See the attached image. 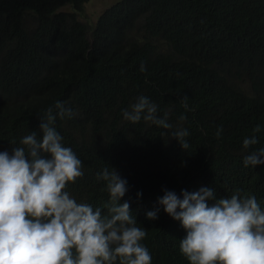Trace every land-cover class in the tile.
<instances>
[{
	"label": "trees",
	"instance_id": "trees-1",
	"mask_svg": "<svg viewBox=\"0 0 264 264\" xmlns=\"http://www.w3.org/2000/svg\"><path fill=\"white\" fill-rule=\"evenodd\" d=\"M86 1L0 0V151L42 135L40 115L62 102L73 115L54 126L83 171L66 190L107 214L96 174L114 168L152 264H189L186 230L158 203L166 190L181 199L201 187L217 198L239 190L264 208V164H243L264 148V0H117L91 28L78 16ZM141 96L169 129L124 119ZM181 129L186 150L171 138ZM252 135L258 143L244 149Z\"/></svg>",
	"mask_w": 264,
	"mask_h": 264
},
{
	"label": "clouds",
	"instance_id": "clouds-1",
	"mask_svg": "<svg viewBox=\"0 0 264 264\" xmlns=\"http://www.w3.org/2000/svg\"><path fill=\"white\" fill-rule=\"evenodd\" d=\"M55 109V114L49 107L40 115L42 135L31 131L19 146L10 142L15 145L11 153L0 151V264H152L142 243L147 232L137 226L129 201L121 202L128 191L127 180L114 168L96 174L106 182L107 214L78 202L66 190L83 176L82 161L63 145L54 126L57 116L70 118L72 109L60 101ZM166 116L159 118L157 105L144 96L130 110H123L127 121L137 123L143 118L169 129ZM253 132H260V126ZM188 135L181 129L171 138L186 150ZM257 143L256 135L246 137L243 148ZM243 164H264V148L245 155ZM182 197L166 190L158 203L186 230L179 247L189 264H264V208L254 195L241 196L238 190L217 198L213 188L201 187L196 192L182 191ZM157 212L148 211L146 217L154 220Z\"/></svg>",
	"mask_w": 264,
	"mask_h": 264
},
{
	"label": "rangeland",
	"instance_id": "rangeland-1",
	"mask_svg": "<svg viewBox=\"0 0 264 264\" xmlns=\"http://www.w3.org/2000/svg\"><path fill=\"white\" fill-rule=\"evenodd\" d=\"M115 1L117 0H87L81 5L82 9L78 11L79 19L91 28L95 24L97 16ZM63 9L72 10L73 8L69 5H65Z\"/></svg>",
	"mask_w": 264,
	"mask_h": 264
}]
</instances>
